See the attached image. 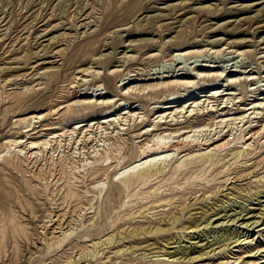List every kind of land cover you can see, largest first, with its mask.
I'll return each instance as SVG.
<instances>
[{
	"label": "rangeland",
	"instance_id": "374dc122",
	"mask_svg": "<svg viewBox=\"0 0 264 264\" xmlns=\"http://www.w3.org/2000/svg\"><path fill=\"white\" fill-rule=\"evenodd\" d=\"M252 130L264 133V0H0V264H181L168 253L222 229L249 244L188 264H264V194L202 224L264 191ZM186 136L233 143L162 154L133 184L144 148Z\"/></svg>",
	"mask_w": 264,
	"mask_h": 264
},
{
	"label": "bare ground",
	"instance_id": "6f19581e",
	"mask_svg": "<svg viewBox=\"0 0 264 264\" xmlns=\"http://www.w3.org/2000/svg\"><path fill=\"white\" fill-rule=\"evenodd\" d=\"M262 4V3H261ZM261 4H256L254 6H258V5H261ZM259 13V12H258ZM195 53V52H193ZM192 53V54H193ZM186 54H189L186 52ZM191 54V53H190ZM47 63H43V65H45ZM49 64V63H48ZM85 72V71H83ZM82 72V73H83ZM85 82V81H84ZM214 97V98H213ZM212 98L213 99H216V101L218 102V97H215L213 96ZM236 98V97H235ZM234 98V99H235ZM233 98H229L227 99V101H233L234 100ZM174 100V99H173ZM172 100V101H173ZM208 100V99H207ZM235 106V105H234ZM261 107V106H260ZM173 107L171 106H167L165 107V110H171ZM259 109V107H257V104L254 103L253 107L252 108H249L248 110H256V109ZM184 109V108H183ZM185 110V109H184ZM183 111V110H182ZM132 111H129L127 114H131ZM126 114V113H125ZM254 114V113H253ZM258 116V114H257ZM132 118V117H131ZM119 119V118H118ZM117 120V118L115 119V121ZM122 120V119H121ZM127 120V119H126ZM113 121V120H112ZM119 121V120H118ZM108 121L106 122H103V124L107 123ZM243 122V121H242ZM113 123V122H112ZM259 124L261 123L260 120L258 122ZM223 124V123H222ZM262 125V124H261ZM32 127V126H31ZM262 127V126H261ZM157 128V127H156ZM34 130V129H33ZM151 132H155L154 129H150ZM264 131V130H263ZM183 133V132H182ZM148 133L146 132V135ZM186 134H190V132L186 131L183 135L181 136H185ZM145 136V135H144ZM187 137V136H186ZM183 138L182 141L178 139L177 142H167V141H164L162 139H160L159 141L157 142H154L151 146H148L146 148L143 149V152H142V157H144L145 159H149V158H152L149 163H145L144 165L146 166L145 168H148L146 170L147 173L142 172L141 176H139L138 179H136L135 181H133V184H137V183H140V180H141V184H146L152 177H154L156 174H152L151 172L153 170H155L156 167L159 166V163L161 162L162 160V154H167V153H170V152H179L181 151L184 147L186 146H189V145H197V147L199 149H201L203 146H207V149H210L212 150V152H214L215 154L217 153H220V152H223V151H226L233 143V141L229 140V139H226V136H223V138L217 142H214L212 144H209V145H206L205 143L203 142H199L197 141L196 139L195 140H192V141H189L191 140L190 137H187V138ZM140 138V137H139ZM234 140V139H233ZM206 142V141H205ZM208 142V141H207ZM243 145H247V144H253L252 147L253 149L256 151V150H261L262 148L264 149V133H262V130H259L258 132H254V130H252L250 133L246 134V135H243ZM260 143H262L260 145ZM32 146H35V144H32ZM241 148V147H240ZM250 151L248 150H243V153L248 156V153ZM257 152V151H256ZM183 153V152H182ZM172 154V153H171ZM258 155L255 154L253 156V158L250 160H258ZM239 157L237 156H233L230 161H228V163H232V164H235L236 163V160L238 159ZM258 162V161H257ZM246 165V163L244 164V166ZM263 165V163H257V165L255 166L257 169L260 168L261 166ZM224 168L226 167V163L224 162H221V165H218V168ZM240 168V167H239ZM235 167L234 169H229L227 170V172H219V170L211 175L212 177V182H214V185L215 187H217L218 185L220 184H227L229 182V177L233 176L234 177H237L242 171H240V169ZM250 176V175H249ZM242 177V176H241ZM210 181V182H211ZM131 182V181H130ZM238 183V182H237ZM233 185V183H232ZM234 192H236L234 189H233ZM254 194V193H253ZM263 195L264 194V191H259L257 193H255L254 195H249V196H244V199L242 196L241 198L239 197H234V199H230L228 202H226V204L228 203V206H225V204L221 205L218 210L215 209L214 212H213V215L212 216H205L204 219H203V223H207L206 226L208 227L209 225H211V223L213 222L212 220H210L212 217H216L218 215H220L221 213L225 212L230 206L238 203V199H242L243 201L246 200V201H251V202H254L255 200H258L260 197V195ZM238 195V194H237ZM236 195V196H237ZM254 197H257V199H253ZM241 202V201H240ZM229 203H231L229 205ZM242 203V202H241ZM246 203V202H245ZM239 205V203H238ZM236 206V205H235ZM239 207V206H238ZM246 207V206H245ZM264 207V206H263ZM231 208V207H230ZM241 213H247V209L243 207H241ZM220 210V211H219ZM219 211V212H218ZM251 212L247 213L250 214ZM239 215V217L242 216ZM250 218V217H249ZM253 218V217H251ZM259 218V217H258ZM261 218V217H260ZM262 218H263V215H262ZM240 218H237L235 220H233V222H235L236 220H238ZM219 220V219H217ZM260 221H256L254 223L251 224L250 223H247V224H244L245 227L249 228V227H252V225H257ZM251 224V225H250ZM217 225H220V224H217ZM250 225V226H249ZM264 225V223H263ZM201 225H196L195 228H194V232L197 230V229H200ZM205 226V227H206ZM204 227V228H205ZM198 231V230H197ZM216 235H214L212 238V242H208L207 245H209V243H211L208 247H206L204 250L201 249V250H197L196 248L198 247H185V248H181L173 253H168L169 255V258H173L172 260L171 259H168L169 262L171 263H181V264H188L190 262H199V260L203 259L205 256H210V254L212 252H216L217 249H221L224 247V250L225 248H227V250H232V249H229L230 246L235 245L234 248H242V246L246 245V244H249V242L245 243L244 241H247V239H244L243 241H241V235L239 233H236L235 231L234 232H231L230 230L228 229H222V231H220L219 233L217 232H214ZM246 236V235H245ZM244 237V236H243ZM207 239V238H206ZM244 242V243H243ZM174 243V242H173ZM176 243V242H175ZM219 245L217 248H214L215 246ZM181 247V246H180ZM179 247V248H180ZM212 248V249H211ZM208 249H211L210 251H206ZM158 257V256H156ZM242 258H239V260H241ZM166 260V259H165ZM243 263V262H242ZM241 263V264H242ZM250 262H245L244 264H249Z\"/></svg>",
	"mask_w": 264,
	"mask_h": 264
}]
</instances>
